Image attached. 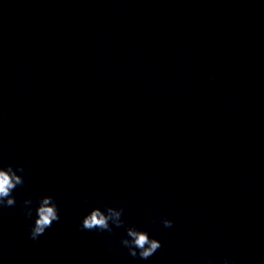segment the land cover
<instances>
[{"label":"clouds","instance_id":"9594fccd","mask_svg":"<svg viewBox=\"0 0 264 264\" xmlns=\"http://www.w3.org/2000/svg\"><path fill=\"white\" fill-rule=\"evenodd\" d=\"M24 171L22 166L13 168L11 164L0 167V208L15 206L16 199L12 193L17 186H22L25 182L23 175L17 173L22 174ZM31 204V199L24 201L25 215L29 218L32 216V208L28 207ZM123 213L122 207L105 206L103 210L99 207L93 208L83 217L81 228L88 231L99 230L111 233L113 231L111 225H115L117 228L124 225ZM59 219L58 207L54 198L52 196L40 198L36 208V219L30 229V238L32 240L38 239L45 233L46 229L52 226L54 221L58 222ZM160 223L165 228L173 226V221L166 217L161 218ZM121 244L128 249L130 256L133 258L139 256L143 260L149 259L162 247L159 240L150 238L146 231L138 230L135 227L126 228V237L121 240ZM207 264H213L211 258H208ZM223 264H234V262L225 257Z\"/></svg>","mask_w":264,"mask_h":264}]
</instances>
